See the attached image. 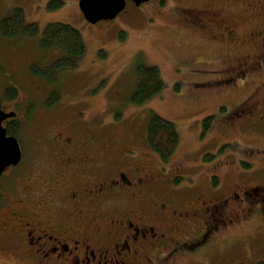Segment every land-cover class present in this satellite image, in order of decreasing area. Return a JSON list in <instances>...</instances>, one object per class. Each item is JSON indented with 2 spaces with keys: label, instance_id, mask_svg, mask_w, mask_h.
Wrapping results in <instances>:
<instances>
[{
  "label": "flooded vegetation",
  "instance_id": "obj_1",
  "mask_svg": "<svg viewBox=\"0 0 264 264\" xmlns=\"http://www.w3.org/2000/svg\"><path fill=\"white\" fill-rule=\"evenodd\" d=\"M229 1L241 0H222ZM252 2L262 9L252 16L253 31L247 35L250 41L246 44L253 45L255 52H238L234 56L228 53L220 67L208 66L211 60L200 57L206 67L187 69L215 77L200 87L224 92L222 100L228 102L236 98L234 92L238 87L264 71V0H246L245 4L252 7ZM129 4L142 6L128 0ZM177 9L185 26L227 46H233L232 38L228 41L233 37L241 48L244 34L236 32L233 23L237 20L229 11L204 5ZM248 15L242 13L237 19L241 23ZM219 50L223 51L221 47ZM263 88L264 85L257 87L241 103L237 102L234 113L240 109L255 114L263 123ZM45 106V114L38 118H21L16 112V118L4 122L6 126L8 121L18 120L23 131L26 119H31L34 127L33 133H26L27 139L23 138L26 141L19 139V165L9 167L0 176V221L5 217L4 209L10 214L11 203L18 200L19 205V210L12 213L14 220L6 217L2 222L8 230L3 233L0 228V245L6 244L17 264H206L207 256L213 259L212 264H264L263 176L248 180L242 164L233 160L235 164L229 170L238 180L224 187L222 168L214 169L207 182L208 193L193 201L200 202L199 206L184 209L176 202L179 199L171 195L178 191L172 186L181 177L169 176L165 171L164 179L156 178L153 154L149 152L150 156L141 158L136 147L140 142L131 136L111 142L96 126L90 128L91 123L81 112L70 117L64 107L62 122L45 121L53 120L47 116L55 112V106L48 107L46 100ZM240 123L243 128L245 122ZM261 161L262 175L264 156ZM19 166L23 168L14 178L13 171ZM244 166L255 167L252 163ZM15 189L20 192L18 197ZM237 224L246 233L245 238L251 236L249 245L243 246L242 240L239 246L229 248L233 252L216 251L226 236L233 234L230 232L235 235L240 231L233 228ZM222 232L229 233L216 238ZM236 235L243 239L241 233Z\"/></svg>",
  "mask_w": 264,
  "mask_h": 264
},
{
  "label": "rangeland",
  "instance_id": "obj_2",
  "mask_svg": "<svg viewBox=\"0 0 264 264\" xmlns=\"http://www.w3.org/2000/svg\"><path fill=\"white\" fill-rule=\"evenodd\" d=\"M50 1L0 0V20L11 15L15 9L22 8L26 22L35 23L39 27V34L35 37L25 35L6 38L0 34V104L5 111L18 112L21 118H38L45 114V95L52 87L55 90L59 88L61 99L53 115L47 116L53 120L45 121L62 122L64 107L70 117H76L81 112L91 123L90 128L96 126L97 131H101L111 142L131 136L140 142L136 147L141 158L150 156L149 152L153 154L156 178L164 179L165 171L169 176L173 174L181 177V181L172 186L178 191H172L171 195L179 199L176 202L184 209L199 206L200 202L193 201L196 196L208 193L207 182L214 169L222 168L220 177L224 187L237 181L229 170V166L235 164L233 160L242 164L248 180L264 177L263 173H259L263 164L261 156H264V122H260L257 115L241 112L240 109L234 113L237 102L241 103L257 87L264 85V71L255 73L243 87H238L234 92L236 98L228 102L222 100L224 92L200 87L215 77L187 70L190 66L206 67L201 64L200 57L211 60L208 66L220 67L228 53L234 56L238 52H255L251 49L253 45L246 44L250 41L247 35L253 31L252 16L261 8L253 2L254 6H247L246 0L228 3L222 0H150L141 7L129 4L116 19L102 26H94L85 20L79 8V0H61L64 2L63 7L55 11L48 10ZM200 5L230 12V16L237 20L233 23L236 32L244 34L241 48L233 37L228 39L232 38L230 44L233 46H227L213 42L209 35L194 27L184 25L177 8ZM242 13L249 15L240 23L237 17ZM51 23L72 26L81 33L86 44L85 55L73 68L59 74L56 85L34 77L30 72L34 63L49 65L61 56V52L56 49L44 52L40 48L42 33ZM121 33L125 34L124 40L120 39ZM217 59L218 63L215 62ZM139 65L157 67L164 88L143 105L136 106L129 101V97L135 87ZM11 85L18 90V96L13 101L5 98V90ZM261 95L264 96V88ZM119 113L120 117L117 116ZM154 114L173 122L180 135L179 147L166 164L150 149L147 142V127ZM211 116L214 118L209 131L204 134V120ZM233 117L235 121L232 122ZM241 121L245 122L243 128ZM26 122L19 135L22 141H26V133L32 134L34 130L31 119H26ZM247 149L251 151L245 153ZM254 149L257 151L253 152ZM211 155L213 161L203 160V157L209 158ZM158 160L166 170H162ZM244 163H252L255 167H245ZM22 168L19 166L13 171L14 178L20 175ZM227 170L229 172L225 173ZM176 171L180 172L176 174ZM11 180H8L9 184ZM253 184H257V181ZM16 190L13 192L18 197L20 192ZM18 210V200L11 203L10 214L8 209H4L5 217L0 221L3 233L8 229L2 222L6 217L13 221L12 213ZM233 228L240 231L235 235L230 232L233 234L226 236L225 242L216 250L221 254L233 252L229 248L232 245L239 246L242 240L243 246L249 245L248 239L251 236L245 238L246 233L238 224ZM226 233L229 232L219 233L216 238ZM238 233L243 235V239L236 235ZM12 258L13 254L6 244L0 245V264H17ZM205 259L206 264L213 263L210 256Z\"/></svg>",
  "mask_w": 264,
  "mask_h": 264
},
{
  "label": "trees",
  "instance_id": "obj_3",
  "mask_svg": "<svg viewBox=\"0 0 264 264\" xmlns=\"http://www.w3.org/2000/svg\"><path fill=\"white\" fill-rule=\"evenodd\" d=\"M64 2L61 0H51L48 4L49 11L62 8ZM0 34L6 38H19L22 36L35 37L39 34V27L35 23H27L22 8H17L14 12L0 20ZM120 39H125V34H120ZM40 48L44 52L58 50L61 56L52 61L49 65L44 63H34L30 72L34 77L44 79L50 84H57L59 74L67 69L73 68L76 63L86 53V44L81 33L70 25L63 23L48 24L40 39ZM164 88L157 67L139 65L136 70L135 87L129 101L141 106L154 96L160 94ZM52 92L47 96V106H55L61 99L59 88L52 87ZM18 96V90L13 85L5 90V98L13 101ZM120 117V115L117 114ZM213 117L204 120V131L209 130ZM8 135L18 139L21 134V123L18 120H10L6 124ZM147 142L150 149L160 158L163 163H168L179 147L180 135L176 125L157 114H154L147 127ZM211 157H205V162H209ZM212 159V158H211ZM181 178H177L180 182ZM217 181L214 178V182Z\"/></svg>",
  "mask_w": 264,
  "mask_h": 264
},
{
  "label": "water",
  "instance_id": "obj_4",
  "mask_svg": "<svg viewBox=\"0 0 264 264\" xmlns=\"http://www.w3.org/2000/svg\"><path fill=\"white\" fill-rule=\"evenodd\" d=\"M128 0H80L79 8L85 20L96 25L116 19L122 13ZM136 6H141L149 0H129ZM16 113H6L0 104V176L11 166H17L22 158L21 148L18 140L13 136H8L3 123L11 118H15Z\"/></svg>",
  "mask_w": 264,
  "mask_h": 264
}]
</instances>
